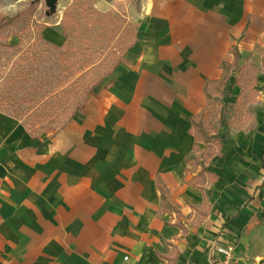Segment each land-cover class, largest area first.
<instances>
[{
	"label": "crops",
	"instance_id": "crops-1",
	"mask_svg": "<svg viewBox=\"0 0 264 264\" xmlns=\"http://www.w3.org/2000/svg\"><path fill=\"white\" fill-rule=\"evenodd\" d=\"M34 1L0 0V21ZM137 14L113 85L65 126L34 134L0 110V264H169L162 257L175 253L177 264H217V248L231 245L242 264H264V0H142ZM234 45L259 70L255 126L222 128L202 220L204 194L188 184L197 173H186L192 118Z\"/></svg>",
	"mask_w": 264,
	"mask_h": 264
},
{
	"label": "trees",
	"instance_id": "trees-1",
	"mask_svg": "<svg viewBox=\"0 0 264 264\" xmlns=\"http://www.w3.org/2000/svg\"><path fill=\"white\" fill-rule=\"evenodd\" d=\"M39 7L40 1H34L23 11L0 21V83H4L0 87L4 85L12 92L11 84H16L20 88L21 84L34 81L35 87H38L41 94L38 102L39 111L35 113L37 115L36 122L42 123L51 117H54L53 121H55L56 117L59 118L57 111L62 110L63 120L60 125L62 128L77 115L86 98L106 79L113 77L122 57L137 41L139 25L130 32L126 47L120 46V51L124 54L113 64L109 72L98 79L92 77L89 82H86L84 74L88 70L99 67L103 49L109 48L110 53L114 55H117L119 51L110 47V42L113 41L118 31L114 28L116 21L110 20L112 12L99 11L95 7V0H74V3L65 10L60 22L64 40L60 45H55L45 39L46 26L33 20ZM104 21H109L110 24L104 34L107 38L105 43L108 44L98 48V44L94 42L91 34L93 28ZM12 38H17V42L12 43ZM231 54L233 55L232 62L224 61L221 64V78L217 81H206L204 92L207 97V106L200 114L192 118L190 133L195 140L194 152L196 155L188 160L186 173H197L188 184L201 190L204 194L202 207L195 208L196 211L201 212L202 220L207 217L209 199L214 198L212 185L219 179L217 174L206 168V164L216 155L223 156L221 151L223 137L220 135V129L223 128L226 133L231 129L248 130L249 128L242 126L244 124L240 122V118L238 120L234 114L233 118H230V109L242 111L252 105L248 109V119L253 120L255 111L253 105L257 102L259 94L257 89L259 70L250 64L249 60L242 66V55L237 45L232 47ZM38 63L39 65H37ZM50 65L52 67L48 69ZM262 65L264 67V55ZM19 66L21 71H19ZM32 66H39V76H34L31 73ZM81 83H84L83 86L80 85ZM113 83L114 81L111 79L104 87L111 86ZM70 85L74 86L69 87ZM235 87L242 88L243 93L237 97L235 107H228L226 98L230 96V90ZM5 95H2L0 91V106ZM53 130L55 129L49 126L42 133ZM262 164L264 165V157ZM158 188L163 200L162 213H172L174 206H172L167 188L160 181H158ZM175 211L179 217V210L175 208ZM173 225L179 228L184 235L188 233V229L179 218ZM177 256L175 253L173 256H163L162 258L169 264H177Z\"/></svg>",
	"mask_w": 264,
	"mask_h": 264
},
{
	"label": "rangeland",
	"instance_id": "rangeland-1",
	"mask_svg": "<svg viewBox=\"0 0 264 264\" xmlns=\"http://www.w3.org/2000/svg\"><path fill=\"white\" fill-rule=\"evenodd\" d=\"M40 1V7L38 11L34 15V21L39 22L43 26H46L45 30V39L51 44H57L58 41H56L51 34L57 32L55 35V38L60 35L61 27L58 26V28H55L56 24H59L62 20L63 14L65 10L70 7L74 0H58L57 5V11L54 14L50 13V9L46 5V0H39ZM142 0H127L125 5L122 7H118L115 3V0H95V7L103 12H112V17L110 18L111 21H116L114 28L118 29L114 39L112 42H110V47H113L118 51L117 55H114L113 53H110V49H103L104 52L102 55H100V64L99 67H96L95 69L88 70L85 75L86 82L90 81V78L98 79L103 75H106L109 70L112 68L113 64L119 60V57L124 54V52L120 51V46L126 47L128 41H129V34L130 32L134 31L136 29V26L138 25V11L140 7V3ZM30 5V2H28V6ZM104 20V19H101ZM109 20V21H110ZM109 21L100 22L97 24L95 28L92 30V36L94 39V42L98 44V48H101L102 45H106L108 43H105V30L108 28ZM54 30V31H53ZM86 30V29H85ZM62 32V31H61ZM59 33V34H58ZM17 38H12V43H16ZM105 43V44H104ZM126 43V44H125ZM120 52V53H119ZM5 54V53H4ZM1 56V54H0ZM257 59H254V62H258V56H256ZM1 61V57H0ZM39 65V63L37 64ZM26 66V65H24ZM39 66H32L31 73L34 76H39ZM52 66L50 65L48 69H50ZM256 67H260V63L256 64ZM1 70V69H0ZM19 71H21V67L19 66ZM83 75V76H84ZM2 77L4 75H1ZM77 78V77H76ZM75 78V79H76ZM73 80V79H72ZM71 80V81H72ZM111 78L106 79L104 83L99 87H103L107 85L110 82ZM4 83H0L2 86ZM19 84V83H18ZM21 84V83H20ZM84 83H81L80 85L83 86ZM10 89H13L12 92L8 89V87H0L1 94H6L5 99L1 100L2 104L0 106V110L4 111L17 119L21 120L28 130H30L32 133H42L43 130H45L47 127H52L53 131H56L57 129H60L61 122L63 120L62 110H58L57 113L59 114V118L56 117L55 121H53L54 117L47 118L42 123L36 122L35 115L36 111H39L38 102L41 98V94L39 93L38 87H35L34 81L26 82L25 84H21L20 88H18V85L11 84ZM86 85V84H85ZM74 85H70L69 87H72ZM8 89V90H7ZM37 89V90H36ZM6 91V92H5ZM240 93H243L242 88H233L230 90V97L226 99V102L228 103V107H232L234 105V101L237 95ZM247 95V92H245ZM72 102V101H71ZM73 104V103H71ZM252 105H250L251 107ZM249 107V108H250ZM255 107V106H253ZM249 108H245L244 110L237 111L236 109H230L231 112L229 113L230 118H233L234 116L244 125V128H252L254 127L255 123L253 120L248 119L249 115ZM257 110V108L255 107ZM239 112V113H238ZM256 115V112H255ZM223 129H220V132H222Z\"/></svg>",
	"mask_w": 264,
	"mask_h": 264
},
{
	"label": "built area",
	"instance_id": "built-area-1",
	"mask_svg": "<svg viewBox=\"0 0 264 264\" xmlns=\"http://www.w3.org/2000/svg\"><path fill=\"white\" fill-rule=\"evenodd\" d=\"M217 253L219 254V260L217 264H242L240 259L235 253L234 246L218 247ZM129 257L124 258V262H127Z\"/></svg>",
	"mask_w": 264,
	"mask_h": 264
},
{
	"label": "water",
	"instance_id": "water-1",
	"mask_svg": "<svg viewBox=\"0 0 264 264\" xmlns=\"http://www.w3.org/2000/svg\"><path fill=\"white\" fill-rule=\"evenodd\" d=\"M46 5L50 9V13L54 14L57 11L58 0H46Z\"/></svg>",
	"mask_w": 264,
	"mask_h": 264
},
{
	"label": "bare ground",
	"instance_id": "bare-ground-1",
	"mask_svg": "<svg viewBox=\"0 0 264 264\" xmlns=\"http://www.w3.org/2000/svg\"><path fill=\"white\" fill-rule=\"evenodd\" d=\"M126 2L127 0H115V3L118 7H122Z\"/></svg>",
	"mask_w": 264,
	"mask_h": 264
}]
</instances>
